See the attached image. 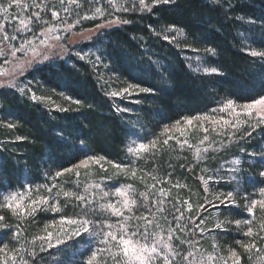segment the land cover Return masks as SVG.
<instances>
[{
	"label": "trees",
	"instance_id": "1",
	"mask_svg": "<svg viewBox=\"0 0 264 264\" xmlns=\"http://www.w3.org/2000/svg\"><path fill=\"white\" fill-rule=\"evenodd\" d=\"M126 20L130 23L109 29L93 42L99 62L74 58L29 70L24 82L37 99L29 92L0 87V190L22 179L50 176L87 155L117 162L131 126L154 134L165 124L207 112L226 100L248 102L264 95V60L249 54L251 48L264 50V0H176L174 7L131 14ZM170 25L175 30L168 41L162 34ZM207 48L216 54L209 55ZM190 53L220 74L192 73L186 56ZM130 83L163 91L137 92L131 100L109 95ZM61 130L76 147L60 148L53 160L49 144ZM168 164L178 172L167 154L145 165L151 173L162 174ZM75 249L77 245L64 253L73 256Z\"/></svg>",
	"mask_w": 264,
	"mask_h": 264
},
{
	"label": "rangeland",
	"instance_id": "2",
	"mask_svg": "<svg viewBox=\"0 0 264 264\" xmlns=\"http://www.w3.org/2000/svg\"><path fill=\"white\" fill-rule=\"evenodd\" d=\"M9 2L10 0H0V8L7 7ZM115 2L123 4L129 9L133 7L134 3L138 5V0H115ZM22 3L32 7L25 12L14 5L7 13V20L5 19L6 14L0 11V50H3V54H0V87H5L4 85L7 84L8 80L14 77V83L17 87L13 89L16 91H19V88H29L24 82V76L29 70L39 65L59 60L71 62L74 58L79 59L76 55L78 52L85 55L84 61L86 62L89 61L93 64L99 62L101 59L97 60L99 55L92 45L93 42L104 36L109 29L123 25L109 26V22L115 21L117 17L126 19L131 14L141 13L139 10L112 11L108 8V0H76L75 3H71L70 0H63L64 7L69 9L68 12H65L61 7L60 0H22ZM37 3L42 4L43 7L36 8L35 4ZM97 7L107 9L105 15L80 19L79 23H75L78 18L85 15L92 17ZM51 10L59 13L58 19L51 17ZM33 12H39L42 19L37 22L33 17L34 22L28 26L29 30H22L18 33L17 29L22 27L20 20L23 19L27 22L28 18L32 17ZM13 17L18 18L13 20ZM65 21L74 25L70 31L65 30ZM98 26H103L100 31H97ZM50 28L53 30L48 31ZM5 35L8 37L16 36L17 38H10L5 41L3 39ZM165 35L169 37V41L173 31L169 29L162 34L163 37ZM42 40L44 43H41ZM21 44H23V48H21ZM14 48L20 49L15 56L11 54ZM186 56L192 66L200 61L199 56L193 53L186 54ZM131 92L132 95L124 94L126 100L134 99V95L138 91L132 89ZM33 93L38 97L31 89L29 94L32 96ZM226 102L227 100L221 102L207 112L193 115L206 114L209 117L207 120H194L191 125L184 124L182 121L179 130L172 127L176 121L165 124L160 127L158 132L148 135L131 126L130 131L138 133L144 142L147 143L156 139L155 149L150 148L148 152H142L139 158L128 152V147L135 141V137L131 136L130 131H128L129 138L125 142L124 155L117 162L109 159L101 160L99 163L90 162L87 167L81 166L79 169H73L71 172L63 173L58 177L56 173L61 170L52 173L50 176L42 174L33 181L22 179L12 186L2 188L0 190V205L4 203L3 197L5 195L19 192L25 196L22 203L27 210L17 214L18 210H16L15 205L12 208L0 207V215L4 217L0 224L5 225V227H0V243H7L10 249H21V255L24 260L28 261V264L33 261L31 259H35V264H57L58 261L61 264H74V261L86 257L69 256L64 253L67 252L66 249L68 248L60 252L55 248L50 249L46 242L38 239L32 243L34 237L46 236L47 231H56L57 229L52 226V223L58 221L61 216L75 217L81 214L80 202L75 199H66L63 192H75L77 195H84L89 199L94 198L97 208L101 203L107 204L109 202L115 203L117 207H122L124 198L115 195V187L126 188L130 185L135 190L134 195L138 200L134 212L131 213L134 217L131 222L133 226L139 223L141 230H143L144 221H137L136 218L146 216L148 220L152 221L149 231L154 233L157 238L162 236L164 239H167L169 228H172L175 236L185 241L178 251L181 254L195 251L197 259L203 258L205 264H224V261H227V264H232L230 250H236L240 254L241 264H264V261L260 259L264 257V240L257 239V246L262 250L260 253H256L255 250L252 253L245 252L241 243L250 242V238L244 235L246 226L241 224L237 227L235 225L237 219H249L254 221L252 225L254 231H259L260 223L264 221V212L259 207L255 210L254 216L248 214L244 198L245 193L250 199L261 198L258 190L260 187H264V178L260 177L259 172L264 170V164L259 161L261 149H264V125L254 127L255 116L250 118L245 115L243 105L251 101L235 102V111H219ZM223 120L230 121L236 127L224 126ZM216 121H221V123H216ZM165 126L169 127L167 133L164 131ZM246 132H250L251 135H245ZM205 135L208 136V140L202 144L201 141L204 140ZM259 135H262L263 139L257 141ZM165 140H167V144L164 143ZM184 140H187L192 147L189 148L187 145L181 147ZM208 144L212 145L209 152L201 153V156L198 157L196 155L197 148L202 149ZM241 148L245 151L241 152ZM249 152H255L256 155L254 157L249 156ZM159 154L161 156L163 154L169 155V159L172 158V161L178 166V172L171 170L173 164H168L170 168H167L165 173H151L148 165L145 164L150 162V158ZM233 158H240L243 161L239 173L221 170V164L224 161H231ZM114 165L126 167L117 169ZM224 167L227 169L231 165L225 164ZM133 173L135 174L133 175ZM214 173L216 174V182L209 185L210 191L206 193L203 180H207ZM180 174L184 175V180L178 177ZM102 182L110 189L108 197L101 198L102 193L95 187ZM53 184H55L54 188H52ZM29 185H31V191H29ZM161 187L168 193L167 197L160 195ZM49 188H52L53 194L59 193L60 211L53 212L47 210L46 206H41L46 210L32 212L31 208L27 207L30 204V199L49 196ZM228 191L241 193V195L236 196L234 205L225 204L214 207L212 204H207V201L219 204L216 201V195L226 194ZM140 193H146L148 200L140 197ZM155 200L164 201L162 205L164 211L158 210L149 203V201ZM189 204H191V210H189ZM201 204L205 205L206 211L199 207ZM174 205L183 212L185 220L182 223L187 225L185 232L176 229L174 216L179 215V213L175 211ZM125 215H129V213L126 211ZM189 217L197 222L199 218L203 217L206 223L201 227L210 229V231L206 230L200 233L189 222ZM98 218L102 219L103 217ZM110 220L112 223H116L117 218L112 216ZM217 223L222 224L220 229H215L214 226ZM46 226H48L47 231H45ZM15 233H19L16 238H14ZM261 235H264V232H261ZM42 243L43 251H41ZM174 243L178 244L179 241H174ZM75 245L78 246V249L84 247L83 243ZM209 255L216 257L214 262L207 261ZM105 258L107 264H114L107 254H105ZM178 264H184L183 260L180 259Z\"/></svg>",
	"mask_w": 264,
	"mask_h": 264
},
{
	"label": "snow or ice",
	"instance_id": "3",
	"mask_svg": "<svg viewBox=\"0 0 264 264\" xmlns=\"http://www.w3.org/2000/svg\"><path fill=\"white\" fill-rule=\"evenodd\" d=\"M71 3H75L76 0H70ZM61 7H63L65 12H68L69 9L64 7L63 0H60ZM20 7L22 11L27 12L32 6L26 3H22V0H10L7 7L0 8V11L5 13V19L7 20V13L9 9L13 6ZM176 5V0H138V5L133 4V7L129 9L123 4H117L115 0H108V8L112 11L120 12V11H136L139 10L141 12L147 11L149 13H153L156 10H164L168 7H174ZM36 8L43 7L42 4L37 3L35 4ZM107 9L103 7L95 8V12L92 17L85 15L83 17L78 18L75 23H79L80 19H90L95 18L96 16H103L105 15ZM110 14V13H109ZM35 21H39L42 19L39 12H33L32 17L28 18L27 22L21 19L20 24L21 28L17 29L19 33L22 30H29V25L33 23V19ZM51 17L53 19L59 18V13L55 10H51ZM18 17H13L12 19L15 20ZM238 19H240L238 17ZM66 23V31H70L73 24ZM130 23L129 20L122 19L117 17L115 21H110L109 26L111 25H120V24H127ZM250 24H255V20H250ZM103 26H98L97 31H100ZM170 31L175 30V25L169 26ZM53 29H49L48 31H52ZM155 31V30H154ZM16 39V36L8 37L5 35L3 39L7 41L8 39ZM164 39L168 40L169 37L167 35L164 36ZM30 43V41H27ZM41 43H44L42 40ZM21 48H23V44H21ZM20 51V49L14 48L12 50V55L15 56L16 52ZM195 51V49H193ZM205 51L209 55H215L216 52L212 48H207ZM0 54H3V50H0ZM249 54L253 57H259L264 60V50H256L255 48L249 49ZM77 57L80 60L85 59V55L81 53H76ZM47 59V57H45ZM97 60H100V57H97ZM161 68L164 66L161 65ZM189 70L192 73L200 74L203 73L204 75H213V74H220V70L217 67H208L207 62L205 60L199 61L195 66L189 65ZM170 75V74H169ZM163 78V77H162ZM14 77H11L5 87L16 88L17 85L14 83ZM132 89H137L138 93H150L156 94L160 93L163 90L158 88H151V87H142L138 84H129L127 87L120 89L119 92L113 91L109 95L115 97L119 95H132ZM30 88H19V92L25 93L30 92ZM32 99H37L35 94L33 93ZM65 99L72 100L75 104H80L79 100H73L71 96H65ZM235 102L233 100H227V102L220 107L219 111L224 112L226 110L235 111L234 107ZM245 110V115L248 117L255 116V125L254 127H259L260 125H264V95L259 96V98L252 100L250 103H246L243 105ZM62 111H67L68 109H61ZM117 111H130V109L124 108L120 109L117 108ZM215 111V110H213ZM10 115V113H9ZM209 117L204 115H197V116H186L182 117L181 120H177L172 127H176L179 130V126L183 121L184 124L191 125L194 120H207ZM6 122V118H5ZM216 123H221V121H216ZM224 126H231L233 128L236 127L235 124H231L228 120L222 121ZM7 126L9 128L14 127L13 124L8 123ZM164 131L167 133L169 131V127L165 126ZM207 132V129H205ZM131 136L135 137V141L132 145L128 147V152L131 155H135L137 158L140 157L142 152H148L149 149H155L156 147V139L144 142L143 138L136 132L130 131L129 133ZM245 135L250 136V132H246ZM171 139V137H169ZM17 139H22L21 137H17ZM208 140V136L205 135L204 140L201 141L203 144ZM167 144V140L164 141ZM178 143H180L178 141ZM187 145L189 148L192 145L188 144L187 140H184L181 144V147ZM68 148L73 149L76 146L72 143H69V137H66L63 134V131L57 132L53 137L52 141L49 144L50 148V158L53 160L56 157V153L60 148ZM212 148L211 144H208L206 147L200 149L197 148L196 155L199 157L201 153H208L209 150ZM83 152V141H81V147L79 149ZM241 152H244L245 149L241 148ZM249 156H255V152H249ZM260 163L264 164V149H261L260 152ZM106 159L105 157H95L92 155L85 156L79 163L72 165L71 168H62L61 171L56 173V176H61L63 173L71 172L73 169H79L81 166L87 167L90 162L92 163H99V161ZM242 160L240 158H233L231 161H224L221 164V170L227 171L229 173H239L240 165L242 164ZM228 164L231 167L225 169L224 165ZM117 169L124 168L126 166L123 165H114ZM135 173H133L134 175ZM260 177L264 178V170L259 172ZM223 178V177H221ZM155 179V177H154ZM203 180V177L201 178ZM213 182H216V174L209 176L207 180H203L205 184V192H209V185ZM29 191H31V185L28 186ZM55 187L53 184L52 188ZM97 189L100 190L102 193V197L109 196V188L106 187L103 182L101 184H97L95 186ZM155 187V185H152ZM52 188H49V196L40 198V199H30V204L27 207H30L32 212L37 210H46L41 206H46L47 210H51L53 212L60 211V201L58 199L59 193L53 194ZM134 189L131 186L125 187H115V195L117 197H123V205L122 207H117L115 203L109 202L107 204L101 203L99 207H96V200L94 198L89 199L84 195H77L75 192L64 191L63 196L66 199H75L76 201L80 202L79 206L81 207V214L75 217H67L61 216L58 221H53L52 226L56 228V231H47L48 226L45 227V231H47L46 236H39L34 237L32 243L35 241L41 240L42 242L47 243L48 248H55L58 252L63 251L65 248H74L75 244L83 243V249H75L73 251V257L80 256L86 257L85 259H81L79 261H74V264H107V259L105 258V254L112 259L114 264H178L180 259L183 260L184 264H205V260L203 258L197 259L195 251H188L186 254H181L178 249L184 245L185 241L181 240L178 236H175L174 230L169 228V235L167 239H164L162 236L157 238L156 235L149 231L152 226V221L148 220L146 216L137 217L136 220L140 221L143 220V230L139 223L135 226L132 225L133 215L131 213L134 212L135 207L137 206L138 200L134 195ZM259 196L260 199H250L247 194H244V198L246 201L245 207L250 216L255 215V210L257 207L264 212V187L259 188ZM160 195L167 197L168 193H166L163 188L161 187ZM241 195L239 192L228 191L226 194L220 193L216 195V201L219 204H215L213 201H207V204H212L214 207H218L219 205H234L236 196ZM140 197L144 200H148V196L146 193H140ZM25 200V196L19 192H13L11 194L5 195L3 197L4 203L0 205V207H9L12 208L15 205L16 210H18L17 214L26 212V207L23 205V201ZM154 207H156L160 211H164L162 205L164 203L163 200H155L149 201ZM187 203V202H185ZM175 211L179 213V215L174 216V220L176 222V229L180 232H185L187 230V225L182 223L185 220L183 212L180 208H176L175 205L173 206ZM189 210H191V204L188 205ZM201 209L206 211V207L204 204L199 206ZM128 212L129 215H125V212ZM151 214V213H150ZM103 217L102 219L98 217ZM115 216L117 218L116 223H112L110 217ZM4 217L0 215V221H3ZM189 222L192 223L193 227L196 228L200 233H203L206 229L201 227L206 223V220L201 217L199 218L198 222L192 220L189 217ZM254 221L249 219L235 220V225L239 227L241 224L246 226V231L244 235L250 238L249 243H241V246L244 248L245 252L252 253L255 250L256 253H260L262 250L257 246V239L264 240V235H261V232H264V221L260 223V230L254 231L252 227ZM0 227H5V225L0 224ZM135 227V230H133ZM215 229H220L222 227L221 223H217ZM19 233L14 234V238L18 237ZM151 238V240H150ZM55 240V243H53ZM174 241H179L178 244H175ZM103 245V247H101ZM216 247V245H213ZM43 243L41 245V251H43ZM198 251V250H197ZM230 258L232 259V264H241V256L238 254L236 250H230ZM216 257L209 255L207 257L208 262H214ZM264 261V257L260 258ZM28 264V261L24 260L23 256L21 255V249L12 248L10 249L7 243H0V264ZM33 264H35L33 260ZM57 264H61V262H57ZM224 264H227V261H224Z\"/></svg>",
	"mask_w": 264,
	"mask_h": 264
}]
</instances>
